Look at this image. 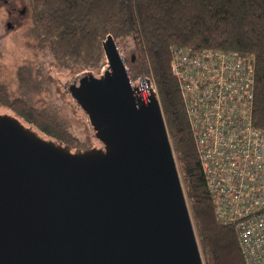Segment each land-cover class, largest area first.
Wrapping results in <instances>:
<instances>
[{"label": "water", "instance_id": "obj_1", "mask_svg": "<svg viewBox=\"0 0 264 264\" xmlns=\"http://www.w3.org/2000/svg\"><path fill=\"white\" fill-rule=\"evenodd\" d=\"M71 92L101 147L71 150L0 113V264H205L159 98L112 34Z\"/></svg>", "mask_w": 264, "mask_h": 264}, {"label": "trees", "instance_id": "obj_2", "mask_svg": "<svg viewBox=\"0 0 264 264\" xmlns=\"http://www.w3.org/2000/svg\"><path fill=\"white\" fill-rule=\"evenodd\" d=\"M30 10L38 46L48 47L68 68L104 67L103 42L109 34L116 41L132 36L138 42L146 65L138 70L130 64L128 70L134 78L144 75L156 85L204 262L246 264L234 226L215 213L171 62L177 49H212L249 58L254 123L264 128V0H30ZM17 78L18 95L0 83V106L40 136L71 150L86 149L65 118L29 101L42 88L39 71L23 65Z\"/></svg>", "mask_w": 264, "mask_h": 264}, {"label": "built area", "instance_id": "obj_3", "mask_svg": "<svg viewBox=\"0 0 264 264\" xmlns=\"http://www.w3.org/2000/svg\"><path fill=\"white\" fill-rule=\"evenodd\" d=\"M177 77L217 217L235 228L246 264H264V128L253 118L249 58L218 50L174 52ZM129 82L143 102L157 89L147 76Z\"/></svg>", "mask_w": 264, "mask_h": 264}, {"label": "rangeland", "instance_id": "obj_4", "mask_svg": "<svg viewBox=\"0 0 264 264\" xmlns=\"http://www.w3.org/2000/svg\"><path fill=\"white\" fill-rule=\"evenodd\" d=\"M31 26L30 0H0V83H5L13 95H18L17 69L24 65L35 73L39 71L42 88L33 93L29 101L36 107L49 108L65 118L70 131L83 141L85 148L100 147L102 143L96 137L88 115L72 95L71 86L83 75L99 76L106 69L107 62L104 67L86 71L65 67L48 47L38 46ZM116 42L127 68L130 64H134L138 70L145 67V57L132 36L118 38ZM6 111L7 108L0 106V113H8Z\"/></svg>", "mask_w": 264, "mask_h": 264}, {"label": "flooded vegetation", "instance_id": "obj_5", "mask_svg": "<svg viewBox=\"0 0 264 264\" xmlns=\"http://www.w3.org/2000/svg\"><path fill=\"white\" fill-rule=\"evenodd\" d=\"M80 78H81V77H80ZM80 78H78L77 80H75L74 82H76V83L72 84V86H73V85H77V84L79 83L78 81H79Z\"/></svg>", "mask_w": 264, "mask_h": 264}]
</instances>
